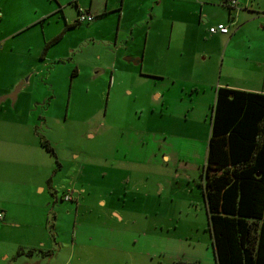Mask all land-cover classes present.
<instances>
[{"label": "rangeland", "instance_id": "rangeland-1", "mask_svg": "<svg viewBox=\"0 0 264 264\" xmlns=\"http://www.w3.org/2000/svg\"><path fill=\"white\" fill-rule=\"evenodd\" d=\"M131 1L130 9H133L138 0ZM249 1L255 6L264 0ZM119 3L120 0H109L108 7ZM6 5L7 13L0 21L3 36L8 33L4 25L22 24V19L31 17L35 9L28 0H10L9 4L2 3L3 9ZM243 5L241 2L236 9H242ZM218 7L222 10L220 16L223 12L225 15L223 5L218 4ZM168 8V4L161 1L156 10L157 18L151 25L140 22L134 26L132 21L141 19V15L133 16L137 11L132 10L127 26L116 33L118 14L110 12L103 18L107 31L78 25L63 36L61 46L55 49L57 56L63 55L70 41L81 44L78 58H94L100 50L117 52L113 67L98 76L90 66L82 68L77 78L70 79L65 72L70 63L47 65L46 82L52 78L55 87L50 94L41 91L40 97H46L47 105L42 112L32 114L42 113L44 122L38 128V135L55 154L53 157L41 147L39 140L35 145L38 151L44 150L45 155L41 152L39 156L45 158L37 159V163L43 168L50 163L55 168L58 162L61 165L54 176L57 193L61 195L71 184L78 190L82 185L86 188L84 183L88 184L92 178L95 180L93 194L87 204L77 209V216L74 208L66 213V203L59 199L54 206L50 201L57 213L58 220H53L56 230L50 225L48 230L38 229L34 224L26 225L28 229L23 224L19 229H0V264H46L47 255H42L40 250L45 245L41 247L40 243H46L45 249L49 251L61 248L60 256L56 257L60 264H170L176 258L214 264L202 190L211 108L218 87L258 93L264 85V25L257 19L264 10L257 8L249 14L244 10L245 13L240 14H248L244 27L226 44L218 36L209 35L207 27L201 25V8L195 5V10L185 15ZM237 19L238 12L234 21ZM48 25L56 31L58 22H49L47 28ZM47 28L46 31H52ZM236 28L233 26L231 30L235 33ZM130 29H133L132 34ZM38 34L36 25L17 33L12 40L36 41ZM133 48H139L142 53L141 72L140 67L122 62L124 53ZM49 54L52 55V51ZM4 72L0 67V114L8 108L4 104L6 100L2 99L11 95L22 81L3 94L8 90L3 81ZM109 72H113L111 77ZM26 88L15 105L19 103L18 108L22 110L25 108L21 106L27 102L22 95ZM155 92L161 99L154 100ZM7 102L12 105L13 100L8 98ZM11 134L14 142L3 147L19 153L28 145L33 153L32 143L25 140L22 130H12ZM30 152V157L35 155ZM163 155L168 157L167 162ZM32 174L34 172L30 178ZM105 177L112 184L108 188L114 184L123 198L114 201L112 207L102 209L96 199L107 196L110 191L101 185L100 179ZM30 192V201L44 198L33 193V186ZM113 208L123 216L121 222L109 215ZM97 224L114 231L109 237L110 245L125 250L123 259L116 261L114 256L105 258L95 254L81 262L68 259L70 246L81 241L76 225L96 231L92 243H98V231L94 228L99 227ZM55 235L58 245L53 242ZM78 248L74 249V254Z\"/></svg>", "mask_w": 264, "mask_h": 264}, {"label": "crops", "instance_id": "crops-1", "mask_svg": "<svg viewBox=\"0 0 264 264\" xmlns=\"http://www.w3.org/2000/svg\"><path fill=\"white\" fill-rule=\"evenodd\" d=\"M9 1L10 0H0V21L4 19L8 8V5H6L3 9L2 3L9 4ZM28 1H31L35 7L31 17L22 19V24L17 23V25L14 27L12 24H9L8 26L4 25V28H6L8 33L5 36L0 35V67L3 69V71L5 69L3 81L4 85L8 86V90H6L3 94L9 93L16 83L19 80H22L19 84V90L14 101L12 102V105H10V102H7L8 95L2 99V101L6 100L4 101V104L5 106L8 105L9 109L6 108L7 110H4L2 114H0V184H3L0 185V211L3 214V219L0 221L2 223L0 229H19L22 224L25 225L24 228H27L26 225L29 224H34V226H36L38 229L44 230H48V225L55 228L56 224L53 220H58V218L57 213L54 212L53 206L57 203L58 199L59 201L66 203V213H70L72 208H74L73 210L76 211L77 216V209L81 205L83 206L87 204L88 199L93 194L94 179L92 180L91 178L88 184L84 183L88 189L82 185L79 188L80 190H78L74 185L71 184L68 190L63 191V193L59 195L57 193V186L54 182V176H56L58 170L61 168L59 162L57 164L58 168L52 166L51 163L46 164L47 166L45 165L46 167L43 168L37 163V159L45 158L44 156H39L44 150L38 151L35 145V143L40 140L38 128H40L43 124L44 117L42 113H35L33 116L32 114L34 112H42L41 109H43L47 103L45 102L46 97L41 99L40 96L42 94L52 93V90L55 87L52 78L49 83L46 82L47 76L45 75V70L47 65L52 64V66H56L58 64L64 65V63H70L71 66L67 64L68 66L65 68V72L67 74L69 73L70 79L77 78L81 74L82 68L90 66V69L95 71V76H98L103 74L104 71L110 70V68L113 67L112 63L117 54V52H110L109 50L101 51L99 49L100 51H98L97 54L93 56L94 58H78V52L82 50L80 48L81 44H74L70 41L66 45L63 55L57 56L55 49L61 46V41L64 40L63 36H67L69 31L76 29L78 25H87L86 28L94 27L100 29V32H105L107 31V26L104 25L105 22L103 18L110 14V12H117L118 19L116 33H118L123 26H127L128 17L130 18L132 10L137 11V13H135L133 16H136V14L137 16H139V14L141 15V19L132 21L134 22V26H137L140 22L141 25L143 23L145 25H151L157 18V8L160 7L161 1H164L168 4V9H172L173 11H177L179 13L184 12V15L187 13V11L189 12V10L194 11L195 5L201 8L200 12L203 10V13H200L199 21L202 22L201 25L203 27H207V30L217 24L228 25V34H210L208 31L207 32L209 35L218 36V39L224 43L230 44V42L238 34L236 32L240 31V29L244 27L246 23L244 21L246 16L257 8L258 10H264V1L262 4L252 6L249 0H238L237 7L241 4V2L244 4L242 9H236L237 7L235 9H229L225 5L221 4L220 0H191L192 2L190 0H138L136 7L133 9H130V3L132 2L131 0H120V3L117 6L112 5L110 7H108L109 0ZM218 4L223 5L222 8L226 10L225 15L223 12L220 16L222 10L218 7ZM79 10L87 11L94 16L92 24H90L91 22L82 24L76 23ZM244 10H248V14H242L240 16L241 13H245ZM237 12L239 13V19H237L235 22V14ZM257 19L258 22H263L264 25V14L262 16H258ZM51 21L58 22L56 31H53V29L49 28L50 25H48L47 28L46 25ZM36 25L39 26V34L37 35L36 41L34 39L31 40L28 38H23L19 41L12 40L15 36H17V33L20 34L26 29ZM233 26H237L235 33L233 30H231ZM46 28L52 30L53 32L46 31ZM108 30L110 29L108 28ZM146 30L145 41L148 38L147 34L150 30V27H148ZM132 32L133 29H130V34H132ZM59 35H61V37L56 42L51 43ZM82 41L83 40H81V42ZM108 41L105 40V42ZM168 41H170L169 38L167 39V42ZM7 43H10L8 49L5 48ZM46 45L47 48L45 51H43ZM105 48L108 49L107 45H105ZM50 50L52 51V55L49 54L51 52ZM124 54L125 55L122 59V62L127 66L140 67L141 72V63L143 62V57L141 55L142 53L139 51V48H133V50ZM93 61L94 64L92 65L91 63H93ZM132 61L135 62V64H133ZM112 73L113 72H109V77L112 76ZM71 84L72 81L69 83V89L71 88ZM25 86L27 88L24 90L22 95L24 99H27V102L23 103L24 106H21L25 108L23 109V112L21 108H18L19 103L17 106L15 105L17 104L19 95ZM43 88L45 91L42 90ZM258 93H264V85H262L260 92ZM153 95L154 100L161 99L158 92L153 93ZM1 107L2 104L0 103V110ZM16 112L19 113L17 114ZM16 129L22 130L25 140L32 143L33 153L29 151L28 145L23 146L25 152L20 150L19 153L8 151L7 148L9 147L2 146L3 144L11 145V143L14 142L10 139V136L13 135L11 134L12 130ZM20 139H22V137ZM28 151L31 153V155H35L30 157ZM43 153L45 155V152ZM74 158L77 159V156L74 155ZM163 160L167 162L168 157L163 155ZM37 164L38 169H36ZM31 172H34V174H32V178H30ZM99 176H101V174H99ZM100 180L102 183L101 185L105 186L110 191L107 193V196L104 195L96 199L97 205H99L102 209H105L107 206L108 208L109 206L112 207L114 201L122 200L120 198H123V196L119 194V191L114 187V184L113 187L108 188L112 185L111 182H107L106 177ZM32 186L34 194L38 193L44 196L42 200H34V198V201L29 200L31 198L30 190ZM125 186L123 187L125 188ZM69 191L74 193V198L76 199L75 201H64L63 196ZM50 201H52V207ZM79 202H81L80 205ZM30 203H32V205ZM109 215L115 218L117 222H121L123 220V216L118 210H115L114 208L110 210ZM97 226L99 227L94 228L98 231V243H92V238L94 237V232L96 231L83 228L81 225H76V231L81 237V241L78 244L76 243L70 246L72 250H69L68 252V259H74L76 262H81L83 258H86L91 254H95L100 257L114 256L116 261L118 259H123V257L126 255L125 250L117 246L110 245L111 243L109 241V237H111V232L113 233L114 231L103 227L102 224H97ZM103 239L105 241H102ZM53 242L56 245L59 244L57 235H55V237L53 236ZM44 245L46 246V243H40L41 247ZM45 246L40 250L43 253L42 255H44V253L47 255V258L44 259H47L46 264H60L56 257L60 256L61 248H52L51 250L53 252H51V250L49 251L48 249H45ZM77 246H79L78 251L74 254L73 251ZM208 247L210 248L209 245L207 248ZM174 260L182 259L176 258ZM187 261L194 262L192 259Z\"/></svg>", "mask_w": 264, "mask_h": 264}, {"label": "trees", "instance_id": "trees-1", "mask_svg": "<svg viewBox=\"0 0 264 264\" xmlns=\"http://www.w3.org/2000/svg\"><path fill=\"white\" fill-rule=\"evenodd\" d=\"M202 173L215 264H264V93L216 88Z\"/></svg>", "mask_w": 264, "mask_h": 264}, {"label": "built area", "instance_id": "built-area-1", "mask_svg": "<svg viewBox=\"0 0 264 264\" xmlns=\"http://www.w3.org/2000/svg\"><path fill=\"white\" fill-rule=\"evenodd\" d=\"M221 4L225 5L229 9H235L238 4V0H220ZM94 20V16L87 11L79 10L76 23H90ZM210 34H228L229 28L225 24H217L208 29ZM64 201H75L74 193L69 191L63 196ZM3 219V214L0 211V221Z\"/></svg>", "mask_w": 264, "mask_h": 264}, {"label": "water", "instance_id": "water-1", "mask_svg": "<svg viewBox=\"0 0 264 264\" xmlns=\"http://www.w3.org/2000/svg\"><path fill=\"white\" fill-rule=\"evenodd\" d=\"M133 64H135V62L132 61ZM19 90V85L14 89L13 93L11 95H8V98L12 99L14 101L16 94Z\"/></svg>", "mask_w": 264, "mask_h": 264}]
</instances>
